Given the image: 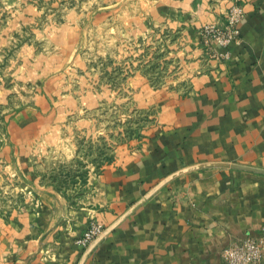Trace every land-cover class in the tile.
I'll use <instances>...</instances> for the list:
<instances>
[{
	"label": "crops",
	"instance_id": "crops-1",
	"mask_svg": "<svg viewBox=\"0 0 264 264\" xmlns=\"http://www.w3.org/2000/svg\"><path fill=\"white\" fill-rule=\"evenodd\" d=\"M114 2L136 39L177 49L164 58L190 78L189 93L143 101L160 111L142 143L89 174L81 193L34 181L40 207H24L4 232L0 264H222L232 241L264 232V175L199 168L264 171V0H242L236 43L211 44L227 59L204 52L201 27L221 26L231 0ZM46 114L28 107L10 121L28 177L34 168L20 144L40 140ZM91 222L105 231L82 249L75 242Z\"/></svg>",
	"mask_w": 264,
	"mask_h": 264
},
{
	"label": "rangeland",
	"instance_id": "rangeland-1",
	"mask_svg": "<svg viewBox=\"0 0 264 264\" xmlns=\"http://www.w3.org/2000/svg\"><path fill=\"white\" fill-rule=\"evenodd\" d=\"M114 3L0 0V245L24 207H40L34 181L81 193L89 174L142 143L160 111L143 101L189 93L190 78L164 58L177 49L136 39ZM28 107L47 111L48 124L40 140L20 144L31 177L18 170L9 128Z\"/></svg>",
	"mask_w": 264,
	"mask_h": 264
},
{
	"label": "built area",
	"instance_id": "built-area-1",
	"mask_svg": "<svg viewBox=\"0 0 264 264\" xmlns=\"http://www.w3.org/2000/svg\"><path fill=\"white\" fill-rule=\"evenodd\" d=\"M244 17L242 0H231L221 26L206 24L201 27V46L211 57L227 59L228 55H219L212 50L211 44L226 48L239 39V24ZM103 229L99 224L91 222L75 244L87 248L100 236ZM222 264H264V232L258 236H245L232 241L221 254Z\"/></svg>",
	"mask_w": 264,
	"mask_h": 264
},
{
	"label": "water",
	"instance_id": "water-1",
	"mask_svg": "<svg viewBox=\"0 0 264 264\" xmlns=\"http://www.w3.org/2000/svg\"><path fill=\"white\" fill-rule=\"evenodd\" d=\"M206 167H229V168L236 169V170H241V171L252 172V173L264 175V171L255 170V169H251V168H245V167H241V166H234V165L215 164V165H208V166H200L199 168H206Z\"/></svg>",
	"mask_w": 264,
	"mask_h": 264
}]
</instances>
